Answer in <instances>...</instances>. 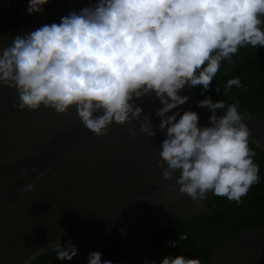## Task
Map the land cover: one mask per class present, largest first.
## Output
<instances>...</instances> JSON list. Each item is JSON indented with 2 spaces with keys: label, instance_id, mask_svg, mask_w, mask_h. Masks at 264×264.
Returning a JSON list of instances; mask_svg holds the SVG:
<instances>
[{
  "label": "clouds",
  "instance_id": "obj_1",
  "mask_svg": "<svg viewBox=\"0 0 264 264\" xmlns=\"http://www.w3.org/2000/svg\"><path fill=\"white\" fill-rule=\"evenodd\" d=\"M49 2L29 0L28 14L42 13ZM248 46L264 47V0H96L59 23L17 35L0 50V85L17 90L21 111L75 109L97 138L114 123L133 121L148 138L156 136L150 117L135 103L155 95L162 105L156 112L159 130L166 132L157 161L163 176L179 171V192L196 204L211 193L240 205L261 181L251 130L244 123L248 114L239 111L238 100L226 104L207 96L198 107L211 111V126H200L197 112L177 106L190 99L182 88L201 86L202 95L208 92L222 62L235 63L233 57ZM233 86H241L239 77L227 81L223 95ZM187 239L180 233L179 240L166 243L177 247ZM52 244L60 261L78 255L71 240L66 247ZM88 264L113 262L95 251ZM160 264L201 260L170 255Z\"/></svg>",
  "mask_w": 264,
  "mask_h": 264
},
{
  "label": "water",
  "instance_id": "obj_2",
  "mask_svg": "<svg viewBox=\"0 0 264 264\" xmlns=\"http://www.w3.org/2000/svg\"><path fill=\"white\" fill-rule=\"evenodd\" d=\"M95 2L50 0L42 13L30 15L29 0H0V50L17 35L59 23L69 12ZM180 91L190 99L177 108L197 112L200 126H211L201 112L212 113L198 107L194 87ZM135 103L150 117L156 136L148 138L133 121L125 126L114 123L106 136L97 138L75 109L67 114L43 106L21 111L17 90L0 85V264H34L57 251L54 241L66 247L71 240L78 261H87L90 253L115 241L140 250L155 232L177 219L209 214L206 199L196 204L179 192V171L164 177L157 163L166 136L156 115L162 107L159 99L145 96ZM244 123L251 130L250 144L264 152V122L247 115ZM28 185L31 189L23 190ZM261 261L264 225L230 236L206 264Z\"/></svg>",
  "mask_w": 264,
  "mask_h": 264
},
{
  "label": "trees",
  "instance_id": "obj_3",
  "mask_svg": "<svg viewBox=\"0 0 264 264\" xmlns=\"http://www.w3.org/2000/svg\"><path fill=\"white\" fill-rule=\"evenodd\" d=\"M233 59L235 63L222 62L221 69L208 92L202 95L201 86L194 87L195 98L200 102L211 96L214 102L223 100L226 104L238 100L239 111L242 114L247 113L264 122V47L258 49L251 46L243 47ZM234 77H239L241 86H233L227 95H223L227 81ZM218 85L221 87L220 92L216 91ZM201 113L210 117L208 112ZM250 147L256 153L255 162L260 165V183L252 186L248 194L242 198L243 203L240 205L223 197L208 196L205 202L212 211L211 216L194 217L189 221L191 226L184 228L188 239L184 241V248L179 255L192 259L199 258L201 264H206L211 254L230 236L264 225V152L251 144ZM212 204L216 205V210L212 208ZM182 222L180 218L175 221ZM230 229L231 232L228 231ZM51 256L49 253L45 254L34 264H47ZM256 264H264V261Z\"/></svg>",
  "mask_w": 264,
  "mask_h": 264
},
{
  "label": "flooded vegetation",
  "instance_id": "obj_4",
  "mask_svg": "<svg viewBox=\"0 0 264 264\" xmlns=\"http://www.w3.org/2000/svg\"><path fill=\"white\" fill-rule=\"evenodd\" d=\"M212 208L216 210L217 207L212 204ZM207 210L209 212L208 215H201L198 217H210L212 211L208 207ZM190 220H183V224L174 222L158 230L150 237L148 243L141 246L140 250L129 247L120 241L102 245L100 249L102 259H109L113 264H143L146 259L160 264L165 256H178L183 250L184 241H181L180 245L177 247H170L166 242L169 240H179L180 233H185L186 231L184 228H189L191 226V224H189ZM228 231L231 232L232 229ZM49 254L52 256L47 261V264H88V260L78 261L77 259H73L71 261H60L56 258L57 251H53Z\"/></svg>",
  "mask_w": 264,
  "mask_h": 264
}]
</instances>
